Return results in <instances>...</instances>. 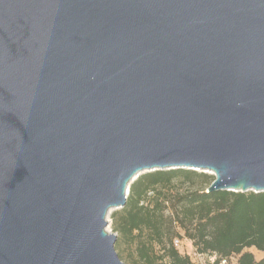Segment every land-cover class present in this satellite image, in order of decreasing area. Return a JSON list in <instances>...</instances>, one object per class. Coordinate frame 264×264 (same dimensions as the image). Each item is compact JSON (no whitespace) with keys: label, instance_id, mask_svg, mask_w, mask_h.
Wrapping results in <instances>:
<instances>
[{"label":"water","instance_id":"95a60500","mask_svg":"<svg viewBox=\"0 0 264 264\" xmlns=\"http://www.w3.org/2000/svg\"><path fill=\"white\" fill-rule=\"evenodd\" d=\"M264 192V0H0V264H125L144 169Z\"/></svg>","mask_w":264,"mask_h":264},{"label":"trees","instance_id":"16d2710c","mask_svg":"<svg viewBox=\"0 0 264 264\" xmlns=\"http://www.w3.org/2000/svg\"><path fill=\"white\" fill-rule=\"evenodd\" d=\"M212 174L186 168L153 170L129 185L113 212V230L135 243L133 264H196L175 238L197 252L233 256L237 264H264L248 250L264 251V192L206 189Z\"/></svg>","mask_w":264,"mask_h":264},{"label":"rangeland","instance_id":"374dc122","mask_svg":"<svg viewBox=\"0 0 264 264\" xmlns=\"http://www.w3.org/2000/svg\"><path fill=\"white\" fill-rule=\"evenodd\" d=\"M162 170H166V169H162ZM149 171H153V170L152 169H144V170L140 171L139 175L142 174V173H145V172H149ZM196 171L206 172V170L202 171L201 169L196 170ZM206 173H208V172H206ZM120 208H121L120 206L111 207L107 211V214H106V217H105L107 222H108V224L106 226V230L109 233H115L116 234V240H115V243H114V248H115V251L118 254L119 258L125 264H133L132 260L135 258V255H134V253H135V243H131V242H127L126 240H123V238H120L118 236V234L113 230V218L111 217V214L113 212L119 210ZM177 239L180 240V243L177 244V248H178L179 252H181L183 254L189 253L192 256L193 255V250H195V248L191 244L190 240L185 238V237H180V238H177ZM248 250H250L253 253L254 258L256 260H259V259L264 257V251L256 250L253 247L249 248Z\"/></svg>","mask_w":264,"mask_h":264},{"label":"built area","instance_id":"2783aa9c","mask_svg":"<svg viewBox=\"0 0 264 264\" xmlns=\"http://www.w3.org/2000/svg\"><path fill=\"white\" fill-rule=\"evenodd\" d=\"M178 243H180L179 239L176 238L173 240L174 245L177 246ZM192 256L191 258L196 264H237L236 259L233 256L222 257L215 253H200L196 250H193Z\"/></svg>","mask_w":264,"mask_h":264},{"label":"bare ground","instance_id":"6f19581e","mask_svg":"<svg viewBox=\"0 0 264 264\" xmlns=\"http://www.w3.org/2000/svg\"><path fill=\"white\" fill-rule=\"evenodd\" d=\"M109 210V209H108Z\"/></svg>","mask_w":264,"mask_h":264}]
</instances>
